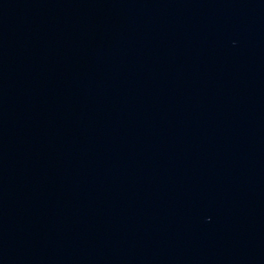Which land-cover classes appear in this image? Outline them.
<instances>
[{"label": "water", "instance_id": "1", "mask_svg": "<svg viewBox=\"0 0 264 264\" xmlns=\"http://www.w3.org/2000/svg\"><path fill=\"white\" fill-rule=\"evenodd\" d=\"M0 264H264V0H0Z\"/></svg>", "mask_w": 264, "mask_h": 264}]
</instances>
